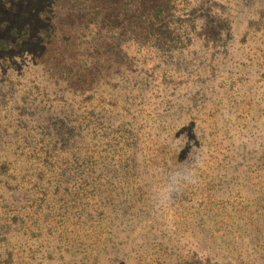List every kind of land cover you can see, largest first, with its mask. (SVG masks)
<instances>
[{
  "label": "rangeland",
  "instance_id": "1",
  "mask_svg": "<svg viewBox=\"0 0 264 264\" xmlns=\"http://www.w3.org/2000/svg\"><path fill=\"white\" fill-rule=\"evenodd\" d=\"M0 264H264V0H0Z\"/></svg>",
  "mask_w": 264,
  "mask_h": 264
},
{
  "label": "clouds",
  "instance_id": "2",
  "mask_svg": "<svg viewBox=\"0 0 264 264\" xmlns=\"http://www.w3.org/2000/svg\"><path fill=\"white\" fill-rule=\"evenodd\" d=\"M196 163V171L193 173V178L189 181L190 185H195L198 182L197 170L203 166L202 160L195 161Z\"/></svg>",
  "mask_w": 264,
  "mask_h": 264
},
{
  "label": "trees",
  "instance_id": "3",
  "mask_svg": "<svg viewBox=\"0 0 264 264\" xmlns=\"http://www.w3.org/2000/svg\"><path fill=\"white\" fill-rule=\"evenodd\" d=\"M16 29H18V28H17L16 26H14V27L12 28V30H9V32L12 33V32H14ZM9 32H8V33H9ZM7 43H8V42H7ZM240 237H241V236H240Z\"/></svg>",
  "mask_w": 264,
  "mask_h": 264
}]
</instances>
